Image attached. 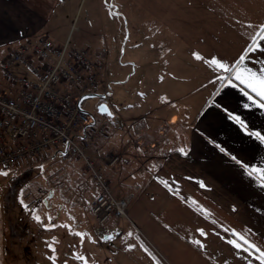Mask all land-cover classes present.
Masks as SVG:
<instances>
[{
	"label": "crops",
	"instance_id": "obj_1",
	"mask_svg": "<svg viewBox=\"0 0 264 264\" xmlns=\"http://www.w3.org/2000/svg\"><path fill=\"white\" fill-rule=\"evenodd\" d=\"M73 1L0 0V90L5 88L2 64L18 46L40 36L61 45L67 42L70 35L60 33L66 28ZM94 2L90 16L95 26L78 29L82 39L71 45L105 47L91 38L107 42L127 38L134 77L138 75L145 95L138 104H130L128 111L111 108L107 102L114 118L99 114L94 123L97 129L107 119V133L96 143L97 165L116 197L131 198L130 227L153 242L159 240V252L168 264H260L256 254L234 249L227 241L238 240L232 234L238 232L264 250V178L248 174L252 168L264 169V143L250 137L229 113L240 116L248 131L264 134V109L252 105L239 87L223 85L217 75L226 74L215 73L193 54L234 63L251 35L264 25V0ZM248 67L253 71L264 68V54H253ZM17 71L25 78L31 76L21 67ZM246 104L251 107L245 108ZM232 155L249 168L235 163ZM56 156L44 158L52 162ZM105 156H118L120 162L110 167ZM161 180L168 181L178 194ZM37 212L33 227L51 230V246L62 254L68 252L67 244L72 248L84 243L86 238L63 227L65 217L73 221L65 208L59 211L55 227L44 223L42 213ZM37 215L42 222L35 219ZM120 221L111 220L101 231L92 228L90 233L119 235ZM199 228L208 233L206 238L199 236ZM196 238L202 239L204 249L191 243Z\"/></svg>",
	"mask_w": 264,
	"mask_h": 264
},
{
	"label": "rangeland",
	"instance_id": "obj_2",
	"mask_svg": "<svg viewBox=\"0 0 264 264\" xmlns=\"http://www.w3.org/2000/svg\"><path fill=\"white\" fill-rule=\"evenodd\" d=\"M95 5L94 0L73 1L71 10L66 14V19L64 18L66 28L60 33L70 35L67 40L70 44L76 39H82L79 38L78 29H83L86 25L95 26V20L90 16V9ZM67 24L73 25V28ZM91 40L104 45L108 50L100 84L101 92L105 90L108 93V99L104 101L109 102L111 108L120 107L128 111L131 108L130 104L134 102L138 104L140 98L145 95L138 75L134 77L135 69L131 64L132 57L127 38H109L108 42L105 38ZM101 102V99H89L83 103V108L99 117L97 108ZM96 146L97 144L92 145L90 152L98 161L100 158ZM56 157L52 162L51 160L47 162L45 158L32 162V170L25 171L20 166L10 170L7 177L0 176V264H84V261L76 259L77 256L86 257L87 264H150L149 262L157 264V261L160 264H168L159 252V240L153 242L142 231L133 230L129 225V218L121 219L120 225L123 230L121 234L113 236L114 240H104L101 236L90 233L92 228L101 231L110 223L98 224L91 213L92 204L98 193L97 187L80 161H61L60 156ZM44 161L46 162L42 165ZM104 161L108 165L106 160ZM116 164L114 167L118 165ZM29 193L33 196L31 195L28 200L31 201L33 197L39 200L33 209L24 206L29 202L25 199ZM60 205L74 221L67 219L69 217L63 219L65 225L70 226L67 229L72 228L74 233H86L84 243H75L72 248L66 245L65 248L69 249L64 253L66 255L62 254L59 248L49 247L52 245L51 230L43 228L39 231L33 227V216L37 210V213H42L44 223L55 224L59 211L64 209ZM128 232L133 233V236L127 237ZM66 237L74 240L67 234ZM130 245L135 247L129 250ZM145 247L149 251L146 252Z\"/></svg>",
	"mask_w": 264,
	"mask_h": 264
},
{
	"label": "built area",
	"instance_id": "obj_3",
	"mask_svg": "<svg viewBox=\"0 0 264 264\" xmlns=\"http://www.w3.org/2000/svg\"><path fill=\"white\" fill-rule=\"evenodd\" d=\"M107 54L100 46L75 48L69 41L61 45L45 36L31 39L3 62L5 88L0 90V170L22 166L29 171L32 162L54 154L61 161H80L98 190L91 213L101 225L126 219L131 201L113 195L109 179L90 152L107 133V119L96 129V120L78 108L83 95L103 93L100 84ZM18 67L31 76L23 77ZM104 160L111 167L120 162L118 156ZM27 195V206L33 209L39 200L30 201L33 195Z\"/></svg>",
	"mask_w": 264,
	"mask_h": 264
},
{
	"label": "snow or ice",
	"instance_id": "obj_4",
	"mask_svg": "<svg viewBox=\"0 0 264 264\" xmlns=\"http://www.w3.org/2000/svg\"><path fill=\"white\" fill-rule=\"evenodd\" d=\"M249 27H251V25H249ZM253 54H264V25H261L259 30L251 35V42L246 46L243 53L235 60L234 63L226 62L217 57L205 59V57L199 53H194L193 55L196 60L207 64V66L215 73H225L226 75H217V80L221 81L223 85H227L232 88L239 87L244 96L252 102V105L264 109V68H261L258 71H253L248 67V62L253 58ZM87 99L89 98L85 97V100ZM244 107L249 108L251 105L246 104ZM99 111L108 117H113V113L109 111L107 105H101ZM225 111L227 112V109H225ZM229 118L234 120L242 129H244L250 137L254 136L258 141L264 143V134H261L259 131H248V125L243 119H241L240 116L229 113ZM220 150L224 151L223 148ZM178 151L187 155L183 148L178 149ZM231 159L243 168H249V165L238 159L235 155H232ZM253 173H259L261 178H264V169L252 168L248 171L249 175H252ZM8 175V171L0 170V176L7 177ZM161 183L168 188L169 191H172L174 195L178 194L177 191L173 190L172 185L168 181L161 180ZM201 186H203V184H201ZM21 203L24 204V201L21 200ZM24 206L28 207L27 204H24ZM35 219L38 222H42L39 215H37ZM49 219H51V217H49ZM53 227H55V225H53ZM63 227L69 228L70 226L63 225ZM225 231L227 232L228 230L225 229ZM197 232L201 238H206L208 235V233L202 228L197 229ZM232 234L238 237V240L228 239V244L232 245L234 249L242 250L249 255L256 254V259L260 261V264H264V250L257 247L254 243L249 242L240 233L233 232ZM75 235L82 239L86 238V234L82 232H77ZM132 236L133 233H127V237ZM201 238L193 239L191 243L200 249H204L206 245L202 242ZM102 239L111 241L114 240L115 237L103 236ZM93 243H95V241H93ZM49 247H51V245H49ZM133 247L135 246L130 245L129 250ZM53 251H55V249H53ZM145 251L147 252L149 250L145 247ZM76 259L84 261V264H87V258L84 256H77ZM157 264H160V262L157 261Z\"/></svg>",
	"mask_w": 264,
	"mask_h": 264
},
{
	"label": "water",
	"instance_id": "obj_5",
	"mask_svg": "<svg viewBox=\"0 0 264 264\" xmlns=\"http://www.w3.org/2000/svg\"><path fill=\"white\" fill-rule=\"evenodd\" d=\"M85 97H88L89 99H101V100H106L107 95H106V94H102V93H94V94H86V95H83V96L80 98L79 103H78V108H79V110L82 111V112H84V113L89 114L93 119H95V116H94L93 114L87 112V111L83 108V103L86 101V100H85ZM89 99H87V100H89ZM101 105H107V106H108L107 102H105V101L101 102V103L98 105V108H97V109H98V112H99L100 115L107 116V115H105V114H102V113L99 111V108H100ZM108 109H109V106H108ZM109 111H110V109H109ZM67 150H68V147L66 148V151H67ZM65 153H66V152H65Z\"/></svg>",
	"mask_w": 264,
	"mask_h": 264
},
{
	"label": "flooded vegetation",
	"instance_id": "obj_6",
	"mask_svg": "<svg viewBox=\"0 0 264 264\" xmlns=\"http://www.w3.org/2000/svg\"><path fill=\"white\" fill-rule=\"evenodd\" d=\"M102 102H103V100H102Z\"/></svg>",
	"mask_w": 264,
	"mask_h": 264
}]
</instances>
